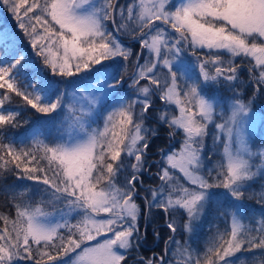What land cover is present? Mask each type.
Masks as SVG:
<instances>
[{"label": "snow or ice", "instance_id": "6c2138e0", "mask_svg": "<svg viewBox=\"0 0 264 264\" xmlns=\"http://www.w3.org/2000/svg\"><path fill=\"white\" fill-rule=\"evenodd\" d=\"M0 9L43 65L0 27V197L15 213H0V264H264V147L252 140L264 131V0H0ZM15 97L36 121L5 107ZM25 125L23 140L6 135ZM162 129L182 144L159 148L151 173ZM157 215L170 234L146 258L139 249ZM216 220L223 229L202 248Z\"/></svg>", "mask_w": 264, "mask_h": 264}, {"label": "trees", "instance_id": "16d2710c", "mask_svg": "<svg viewBox=\"0 0 264 264\" xmlns=\"http://www.w3.org/2000/svg\"><path fill=\"white\" fill-rule=\"evenodd\" d=\"M126 0H123L125 2ZM0 27L2 28H7L9 31L15 34L17 43L20 45L21 49L24 51L25 55L28 56L32 61L36 63V56L34 55V52L31 48V45L28 43L27 37L24 36V34L20 31V29L17 27V22L15 18L7 11L0 9ZM38 27V31L42 32V29ZM123 39V38H122ZM125 42H127L125 40ZM138 48V47H137ZM135 49V48H134ZM41 63V62H40ZM42 64V63H41ZM132 69H130V72ZM3 89H0V92H3ZM24 104V101H22L19 97H15L14 100L12 101L11 104L6 103L5 107L9 108L11 110H17L19 109L21 111V116L18 119H29L31 121H36L37 118L40 116V114H35L34 109H31L30 107L27 109L22 108L21 106ZM259 107V105L257 106ZM29 127L28 125H25L24 127L16 128V129H9L8 133L6 134L9 138L16 137L17 141L19 142L20 140L24 139V133L26 131V128ZM165 129L160 130L159 136L154 138L152 143L150 144V158H152V155L154 154V158L159 159V148H164L165 146L168 145V137L165 134ZM255 141V147L260 148L264 147V131L257 132L255 135L254 139ZM209 145H211V141L209 140ZM22 146V145H19ZM156 153V154H155ZM214 160L216 159L215 157L213 158ZM151 163V161H150ZM152 164V163H151ZM150 175L145 173L144 180H145V186L147 187L149 185V181L151 180ZM15 183V178H10L9 179V184ZM22 184H29L31 182L28 181H23L21 182ZM143 197V193L141 194V198ZM4 199L3 197H0V213L4 215H10L14 217V209H10V207H4ZM249 206V212L254 215L255 217L259 218L261 214V206L259 204H256L255 202L249 201L248 202ZM159 216L157 215L154 218V222L152 225L148 228L147 232V239L149 240L148 242L150 243L152 240H155L154 236L152 235L153 229H159L160 230V235L161 238L167 239L169 236V231L164 227V221L159 220ZM143 223V222H142ZM217 224L221 225V230L223 229V224L221 223L220 220H216V223H208L205 224L201 230V236L199 240L200 246L203 248L206 245V241L209 239V237L216 231V226ZM5 227L4 223L0 221V228ZM10 227V225H9ZM211 229V231H209ZM155 240L153 243L154 245L152 247H147L143 249L142 255L146 258L149 256H152L153 254H160L162 248L160 247V240ZM156 242H158L156 244ZM148 243V244H149ZM150 243V244H153ZM164 248V247H163ZM251 255V254H249Z\"/></svg>", "mask_w": 264, "mask_h": 264}, {"label": "rangeland", "instance_id": "374dc122", "mask_svg": "<svg viewBox=\"0 0 264 264\" xmlns=\"http://www.w3.org/2000/svg\"><path fill=\"white\" fill-rule=\"evenodd\" d=\"M127 2H129V0H126L125 1V3H127ZM175 2H177V3H179V2H182V0H175ZM136 51H139V49L138 48H135L134 49V52H136ZM61 52H62V50H61ZM41 62V60H40V58L39 57H36V64H37V66L38 67H43V65L40 63ZM143 62V60H141V63ZM130 71V70H129ZM69 79H71V78H69ZM176 115H179V112H178V110L176 111V113H175ZM166 130V129H165ZM165 134L167 135V130L165 131ZM257 133H254L253 134V137H252V140L254 139V137H255V135H256ZM168 137V136H167ZM181 144H182V135L181 136H177V137H175L174 139H168V145L167 146H165L164 147V149H165V151H168V150H174V151H179V149L181 148ZM156 154V153H155ZM149 156H150V152H149ZM154 156V154L152 155V158L150 159V161H151V163H152V168H151V173H155V171H156V167H155V161L157 160V158H154L153 157ZM148 175H150L149 177H150V181H149V185L151 184V185H153V186H155L154 185V181H153V177H152V175L150 174V173H147ZM177 175L178 176H182V174H180L179 172H178V170H177ZM46 210L47 211H54L53 209H51V208H46ZM159 216V220H162V221H164V219L160 216V215H158ZM59 217H57V219H58ZM142 223V222H141ZM184 234L182 233V232H178L177 234H176V240H181V237L183 236ZM186 238V237H185ZM165 240H167V239H163V237L161 238V240H160V247L163 249V247L165 246ZM149 240L148 239H146V241H144V242H142L143 244H141V247H140V249H139V254L140 255H142V253H143V249L144 248H149V247H152L153 245H154V241L155 240H152L150 243H153V244H150L149 242H148ZM149 243V244H148ZM158 242H156V244H157ZM161 252H162V250H161ZM161 254V253H160ZM159 254V255H160ZM148 258H152V256H149Z\"/></svg>", "mask_w": 264, "mask_h": 264}, {"label": "flooded vegetation", "instance_id": "af4514ba", "mask_svg": "<svg viewBox=\"0 0 264 264\" xmlns=\"http://www.w3.org/2000/svg\"><path fill=\"white\" fill-rule=\"evenodd\" d=\"M143 244V243H142ZM154 255V254H153ZM153 255H152V257H153ZM156 255V254H155ZM157 257L159 256L158 254L156 255Z\"/></svg>", "mask_w": 264, "mask_h": 264}]
</instances>
